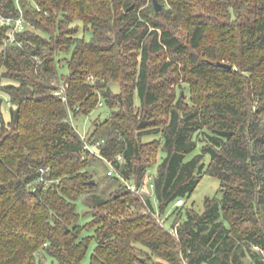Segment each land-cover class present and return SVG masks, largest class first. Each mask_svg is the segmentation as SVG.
I'll use <instances>...</instances> for the list:
<instances>
[{
    "label": "trees",
    "instance_id": "16d2710c",
    "mask_svg": "<svg viewBox=\"0 0 264 264\" xmlns=\"http://www.w3.org/2000/svg\"><path fill=\"white\" fill-rule=\"evenodd\" d=\"M158 1L0 0V264H264V0ZM204 174L221 196L184 211Z\"/></svg>",
    "mask_w": 264,
    "mask_h": 264
},
{
    "label": "rangeland",
    "instance_id": "374dc122",
    "mask_svg": "<svg viewBox=\"0 0 264 264\" xmlns=\"http://www.w3.org/2000/svg\"><path fill=\"white\" fill-rule=\"evenodd\" d=\"M112 88L115 92L120 91V86L117 83H113ZM62 90H63V88L61 86L58 91H62ZM180 92L182 93V95L184 97H187V95H189L188 89H186V88L185 89L179 88V93ZM0 97L3 98V100H4L2 103V107H1L4 118L6 121H9L11 104L8 102L7 97L3 93H0ZM109 114H110V109L106 105L99 106L90 116L80 117L78 119H75L74 124H75L76 128L78 129V131L83 136L88 137V135H89L88 133L91 132L92 129L94 128L95 122H101L102 120L107 118ZM151 139H152V136H147L145 138V141H148ZM93 150L95 151L94 148H93ZM200 151H201V144H199L198 149L194 153L189 155L188 158L190 159L191 157H193L196 153H199ZM163 157H164V153L160 152L157 165H155L153 168H151L150 171L148 172V175H151L152 179L151 180L145 179L144 185L142 187V192H143L144 197H151V200L154 204V207L157 210H158V204L156 202L154 186H152V183H154V179L157 175L158 164L162 161ZM205 162H206V165L209 164V162H210V156L209 155L206 156ZM91 169H94L96 172V179H97L98 185H99L98 191L100 193L105 192L104 195L109 196L110 193L116 189L117 183L110 181V178L107 176V173L109 171L108 165L105 162L95 160L92 163ZM215 196H218V197L221 196L220 180L214 176L209 175V174H204L200 184L198 185V187L194 191V193H192L190 196L187 195L184 198L185 204L183 205L182 209H184V211H185L187 208H190V209L194 208L195 210H197L199 212H203L204 208H205L206 199L208 197H215ZM77 205H78V210L81 214V223L86 224L87 222H89L91 220V217L89 215H87L89 207L84 202L83 199H79L77 201ZM176 207H177L176 204L173 203L166 210V214L164 217L170 215V218L167 222L168 227L171 226V223L174 221L175 217H174V215L172 216L171 213L173 212V210ZM95 245H96L95 241H93L90 245V249H89L87 256L85 258L86 264H89V262H90V257H91L93 250H94ZM46 261H47V263H49L50 259L46 260Z\"/></svg>",
    "mask_w": 264,
    "mask_h": 264
},
{
    "label": "built area",
    "instance_id": "2783aa9c",
    "mask_svg": "<svg viewBox=\"0 0 264 264\" xmlns=\"http://www.w3.org/2000/svg\"><path fill=\"white\" fill-rule=\"evenodd\" d=\"M0 22L3 23V24H11V23H15V30L18 31V30H21L23 28V24H24V19L22 17L18 18V19H11V18H5V17H0ZM11 42H14L15 41V36L12 35L11 36ZM63 92H64V89L62 91H58L56 92V94L58 95H61L63 97L64 100H66V97L63 95ZM86 149H89V150H93V146L90 145V144H87L86 145ZM118 160L122 161V156H119L118 157ZM107 163H108V166H109V171H108V174L109 175H113L114 173H116V168H115V164L113 161H110V160H107ZM149 179L151 180L152 178L149 177ZM126 184L128 186L129 189H132V190H137V186L136 184H134L133 182H130V181H126ZM152 186H154V184L152 183ZM185 202L184 198H180L177 200V204L178 205H182L183 203ZM257 250L259 251H262V253L264 254V251L261 250V248L259 246H256L255 247Z\"/></svg>",
    "mask_w": 264,
    "mask_h": 264
},
{
    "label": "water",
    "instance_id": "95a60500",
    "mask_svg": "<svg viewBox=\"0 0 264 264\" xmlns=\"http://www.w3.org/2000/svg\"><path fill=\"white\" fill-rule=\"evenodd\" d=\"M154 6H155L156 11H161L163 9V5L158 0H154ZM217 64L219 66L228 67L230 69L233 67L231 64H228L226 62H221V61H218ZM92 182H95V180H92Z\"/></svg>",
    "mask_w": 264,
    "mask_h": 264
}]
</instances>
